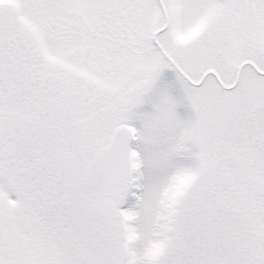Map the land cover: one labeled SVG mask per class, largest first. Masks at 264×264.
Masks as SVG:
<instances>
[{
  "label": "snow or ice",
  "instance_id": "1",
  "mask_svg": "<svg viewBox=\"0 0 264 264\" xmlns=\"http://www.w3.org/2000/svg\"><path fill=\"white\" fill-rule=\"evenodd\" d=\"M0 264H264V0H0Z\"/></svg>",
  "mask_w": 264,
  "mask_h": 264
}]
</instances>
